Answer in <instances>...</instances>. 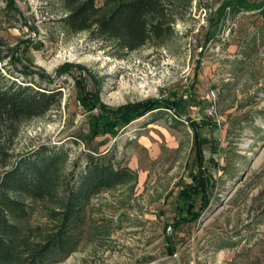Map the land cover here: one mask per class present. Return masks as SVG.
<instances>
[{"label":"rangeland","instance_id":"1","mask_svg":"<svg viewBox=\"0 0 264 264\" xmlns=\"http://www.w3.org/2000/svg\"><path fill=\"white\" fill-rule=\"evenodd\" d=\"M242 1L259 9L238 8ZM7 2L15 9L6 13ZM173 13L169 36L125 52L71 31L61 22V0H0V38L21 65L53 82L21 77L17 60L6 75L60 91L59 107L19 123L12 151L46 146L67 154L52 202L22 198L28 216L14 221L19 237L38 241L59 230V201L79 180L86 155L130 171L81 204L68 245L47 264H264V0H178ZM80 89L111 109L179 100L181 115L155 110L92 137L98 111L82 106ZM190 121L208 141L210 198L194 222L173 229L178 192L191 167L197 171Z\"/></svg>","mask_w":264,"mask_h":264},{"label":"trees","instance_id":"2","mask_svg":"<svg viewBox=\"0 0 264 264\" xmlns=\"http://www.w3.org/2000/svg\"><path fill=\"white\" fill-rule=\"evenodd\" d=\"M61 1L67 11L61 22L71 31L88 32L93 40L133 52L171 34L174 4L178 0ZM241 3L238 8L259 9L258 6L248 7L245 2ZM11 8L15 9L11 2H7L5 12ZM16 60L21 66V77L27 79L36 74L47 84L53 82L42 72L35 73L21 65L15 49L0 38V263L47 264L53 252L62 251L68 245L71 230L79 221L81 204L101 190L125 181L130 171L94 154L86 155L79 180L65 199L59 201L64 206L59 230L38 241L34 240L35 234L19 237V227L14 221L28 216V208L22 198L52 202L61 186L59 166L67 159V154L62 149L39 146L27 155H14L12 142L17 136L19 123L59 107L60 95L57 89L11 80L6 72H9L10 65L16 64ZM60 70L58 74H61ZM79 101L82 106L98 111L97 115L90 117L92 137L113 134L118 127H125L155 110L167 109L180 116L182 104L174 99H152L111 109L99 104L97 96L85 93L83 89L79 90ZM197 124L190 121L195 150L193 166L197 171L191 167L190 182L178 192L176 215L169 224L173 229L194 222L207 208L210 198L209 174H206V167L203 168V150L208 141L202 137L199 129L202 126Z\"/></svg>","mask_w":264,"mask_h":264},{"label":"built area","instance_id":"3","mask_svg":"<svg viewBox=\"0 0 264 264\" xmlns=\"http://www.w3.org/2000/svg\"><path fill=\"white\" fill-rule=\"evenodd\" d=\"M232 26L235 27L236 25L232 24ZM214 113H215L214 106H211L210 109H209L208 114L213 118Z\"/></svg>","mask_w":264,"mask_h":264}]
</instances>
